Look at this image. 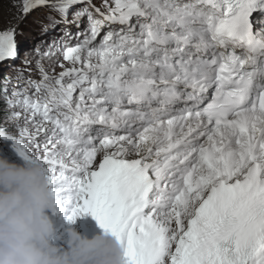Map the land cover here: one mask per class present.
<instances>
[{"label":"snow or ice","instance_id":"1","mask_svg":"<svg viewBox=\"0 0 264 264\" xmlns=\"http://www.w3.org/2000/svg\"><path fill=\"white\" fill-rule=\"evenodd\" d=\"M49 3L15 5L0 62ZM103 3L107 14L92 0L51 3L53 25L86 18L87 30L63 46L71 67L58 76L37 62L41 79L11 99L5 79L8 119L25 126L0 140L44 163L67 221L90 214L126 264H264V0Z\"/></svg>","mask_w":264,"mask_h":264},{"label":"clouds","instance_id":"2","mask_svg":"<svg viewBox=\"0 0 264 264\" xmlns=\"http://www.w3.org/2000/svg\"><path fill=\"white\" fill-rule=\"evenodd\" d=\"M63 214L44 163H16L0 150V264H126L125 249L109 231L92 238L74 227L58 236Z\"/></svg>","mask_w":264,"mask_h":264},{"label":"rangeland","instance_id":"3","mask_svg":"<svg viewBox=\"0 0 264 264\" xmlns=\"http://www.w3.org/2000/svg\"><path fill=\"white\" fill-rule=\"evenodd\" d=\"M109 3H111V0H109ZM92 4L96 8H100L102 11H107V9L104 6L103 0H92ZM0 6H2V3H0ZM84 5H76L74 6L70 12L71 15L75 13V11L79 10V8L83 7ZM1 11V7H0ZM107 14V12L105 13ZM41 15V14H39ZM15 15H13L10 18H3L0 19V29L2 30L4 25L9 24L14 18ZM53 17L57 21H61V17L58 16L56 13H53ZM70 19V17H69ZM71 20V19H70ZM45 22V19L41 17L34 18L32 20H29L27 24L24 27H29L31 29H35L34 25H37L39 27H42V24ZM52 24V22L50 23ZM59 26L55 28H48L47 31H45L46 35H40L37 37H30L26 43H24L25 47L20 48L18 58L14 61H11L12 63H7L8 67L7 69H4L3 71L0 69V128L6 130L9 134H12L16 136L18 139L19 137V127L25 126V123L23 120L20 121L19 127L16 123L10 121L8 119V116L10 115L11 109L8 108L7 100L4 95V81L5 79H8L10 82L8 84V99L12 98V92L13 90L20 91L24 87H22V84H24V81L22 79H17L19 70H23V74H25L26 80H36L39 81L41 79L39 70L37 68V62L42 64L46 71L49 73L50 76L56 75L63 71V69L60 68V64H63L66 68H70L71 65L68 61L63 59L62 50L63 46L67 44L70 47H75L78 42L81 40L77 39L81 36H78V33L85 32L87 30V20L84 18L79 26L72 24V25H65L63 22L58 23ZM55 25V24H54ZM121 26L119 25H112L113 29H119ZM83 29V31H82ZM41 33H44L41 31ZM108 29H104L101 31V34H105ZM70 33L71 35H66L65 33ZM77 32V33H76ZM100 34V36H101ZM99 36V37H100ZM97 37V40L100 39ZM95 43V42H94ZM57 49H60L58 51ZM55 53L53 56L49 57L46 55L48 52ZM25 61H28V64H25ZM31 128V125H27ZM0 140V144H1ZM0 150H3L4 154L10 158L12 161L16 163H23L22 160L19 158H13V156H10L5 151V144H1ZM29 147H31L29 145ZM66 233V232H65Z\"/></svg>","mask_w":264,"mask_h":264},{"label":"trees","instance_id":"4","mask_svg":"<svg viewBox=\"0 0 264 264\" xmlns=\"http://www.w3.org/2000/svg\"><path fill=\"white\" fill-rule=\"evenodd\" d=\"M41 15H37V17H41V18H43V19H45V22L46 23H48L50 20L47 18L49 15L50 16H52V18H54L53 17V15H51V14H48V13H45V12H43V13H40ZM55 19V18H54ZM54 26V28L55 27H57V25L55 24V25H53ZM34 30L33 29H31V28H29V27H24L23 28V30H22V32H21V35H20V38H19V44H20V47L22 48V47H25V45H24V43H26L27 41H28V39L32 36V37H37V36H40V35H44L43 33H41L40 32V30H39V28L41 29V31H42V28H43V26L42 27H39V26H37V25H34ZM7 67V65H1L0 66V69H2V70H4L5 68ZM23 81H24V84H23V86H27V84H26V82H27V80H26V77H25V74H23ZM0 93H1V88H0ZM0 106H1V103H0ZM11 151V150H10Z\"/></svg>","mask_w":264,"mask_h":264},{"label":"bare ground","instance_id":"5","mask_svg":"<svg viewBox=\"0 0 264 264\" xmlns=\"http://www.w3.org/2000/svg\"><path fill=\"white\" fill-rule=\"evenodd\" d=\"M0 3H2V6H0L1 7L0 19L10 18V17H12L13 15L16 14L17 9H16L15 5L19 4L20 0H0ZM12 20H13V18H12ZM3 27H6V25H4ZM130 158H136V157H130ZM98 159H99V157H98ZM70 226H68V227L66 226L63 230H61L58 236L65 235V237H66L65 230L69 229ZM81 228L85 232H87V230L89 229V225L87 226L85 223H82L81 224Z\"/></svg>","mask_w":264,"mask_h":264},{"label":"water","instance_id":"6","mask_svg":"<svg viewBox=\"0 0 264 264\" xmlns=\"http://www.w3.org/2000/svg\"><path fill=\"white\" fill-rule=\"evenodd\" d=\"M52 2H54V0H50L49 5L40 6V7H38L37 9L33 10V11H32V12H31L26 18H24V19L22 20V22L19 23V26H18V28H17V35H16V37H15V39H16V43H17V49H18V39H19V35L21 34V32H22L24 26L27 24V22L31 19V17H32L34 14H36L38 11H40V10L42 9V7H46V8L51 7V3H52ZM16 14H17V12H16ZM16 14H15V15H16ZM14 17H15V16H14ZM8 23H9V24H7L6 27L3 28L2 30L0 29V31L7 30V28H9V27L11 26V24L15 23L14 18H13V20H11V21L8 22Z\"/></svg>","mask_w":264,"mask_h":264}]
</instances>
